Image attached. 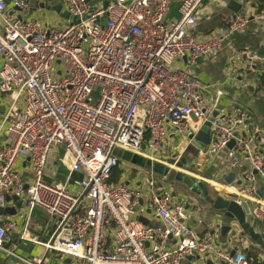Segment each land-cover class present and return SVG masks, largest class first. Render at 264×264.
<instances>
[{
	"label": "built area",
	"instance_id": "obj_1",
	"mask_svg": "<svg viewBox=\"0 0 264 264\" xmlns=\"http://www.w3.org/2000/svg\"><path fill=\"white\" fill-rule=\"evenodd\" d=\"M59 1L71 18L61 28L26 18L24 0L11 8L0 0V94L9 102L0 118V252L17 257V223L2 213L16 197L26 212L39 209L54 219L50 239L34 243L68 264H182L187 258L193 264H252L243 252L222 250L214 234H196L184 202L158 185L151 170L143 176L148 206L140 203L142 188L108 182L123 164L118 152L170 169L189 147L197 151L191 162L197 168L225 153L235 170L237 156L244 155L249 171L235 200H252L251 218L264 219V192L256 195V178L264 183V151L250 117L243 109L213 117L216 104L205 96L211 88L220 96L222 88L203 84L193 72L202 58L223 49L228 36L241 33L248 18L234 16L199 36L197 10L217 0H180L170 22L172 0H107L104 10L86 0ZM241 56L246 71L254 72L251 56ZM206 123L211 142L196 148L194 136ZM184 137L185 147L168 145ZM53 158L66 171L62 181L50 166ZM147 209L159 226L138 221ZM20 261L42 264L39 257Z\"/></svg>",
	"mask_w": 264,
	"mask_h": 264
},
{
	"label": "crops",
	"instance_id": "obj_2",
	"mask_svg": "<svg viewBox=\"0 0 264 264\" xmlns=\"http://www.w3.org/2000/svg\"><path fill=\"white\" fill-rule=\"evenodd\" d=\"M13 1L8 0L9 8H11ZM24 1L28 4V11L25 17L36 19L44 25L61 28L71 19L67 21L63 17L67 11L59 0ZM103 1L105 0H89L88 3L95 7ZM229 2L230 0L205 1L197 10V24L194 28V33L199 36H205L224 27L234 16H246L249 20L246 28L241 33L228 36L223 49L216 56L202 58L198 65L194 67L193 72L203 84L219 85L222 88V95L220 96H216L215 90L212 88L207 91L205 96L207 102L211 104L215 102V113H232L238 109H243L248 113L250 126L258 134L259 145L264 151V83L260 81V76L264 74V11L259 12L258 0H246L242 8L234 13L228 9ZM179 3L180 0H172L170 11L165 18L166 22L175 20L178 17ZM242 52H246L251 56L254 72L246 71L247 63L244 57L241 56ZM178 64L183 65V61ZM8 105L9 102L6 96L0 94V118L7 110ZM242 131V128L239 127L235 136L239 137V135H242ZM177 140L176 143L170 141L168 145L172 144L173 148L186 146V137ZM187 158L188 160L190 159V162L186 160L187 164L193 162L192 158L194 157L190 158L187 156ZM237 159L239 167L235 169L236 172L230 183L224 181V178L232 171L228 168V159L225 153L216 154L209 158L202 168L192 166L187 172L192 171L193 174L190 175L203 182L213 197L223 194L225 198L236 199V191L245 185L244 175L249 171L247 157L238 155ZM50 160V166L58 172L57 181H62L66 176V171L59 166L56 158ZM122 165L124 167L129 166V168L124 169ZM122 165L120 167L124 172L122 181L128 182L136 190L142 188V200L140 203L148 206L150 196L147 194V182L143 178L147 169H142L126 162H123ZM156 177L157 184L169 191L175 201L182 200L184 202L187 225L196 234L202 235L206 232L214 234L218 246L226 253H252L257 264H264V250L254 245L247 237L241 236L240 230L236 231L235 236H231L236 229L231 221L215 214L209 206L200 201L197 196L191 194L181 184L172 180L163 181L157 175ZM256 185L258 186L256 193L262 189L263 194L264 183L259 177L256 178ZM257 197L259 196L257 195ZM246 203L249 208H252L254 204L252 200H246ZM7 208L16 210V214H7L5 212ZM2 213L14 219L17 223L16 230L13 232L14 246L12 247V251L17 257H9L0 252V264H24L20 261V258L31 260L33 257H39L42 264H66V260H69L56 253L45 251L34 243L36 241L40 243L47 242L55 229L54 219L46 212L39 209L30 213L22 208L18 210L16 209V204L12 201L2 210ZM142 218L149 225L159 226L154 210L147 209ZM248 219L249 221L251 220L250 222L253 223L256 231L264 233V219L257 220L251 218V216ZM223 226L230 227V230L224 236L220 233V228ZM22 234L26 237L24 240L20 239ZM192 261V258H187L182 264H193ZM208 263L222 264L221 261L214 259H207L203 264Z\"/></svg>",
	"mask_w": 264,
	"mask_h": 264
},
{
	"label": "water",
	"instance_id": "obj_3",
	"mask_svg": "<svg viewBox=\"0 0 264 264\" xmlns=\"http://www.w3.org/2000/svg\"><path fill=\"white\" fill-rule=\"evenodd\" d=\"M246 0H230L228 4V9L231 12H238L242 5ZM88 3L89 0H86ZM6 5H9L8 0H5ZM107 6V0L103 1L101 4H97L95 7L98 10H104ZM63 17L68 21L70 19V14L67 12L63 15ZM105 20V17L102 18V21ZM73 22H76L77 19H73ZM217 114L214 113L213 117ZM188 138H192V134L188 135ZM193 146L196 148H204L210 144V131H209V123H206L201 130L194 136V140L192 142ZM233 146V142L230 143L229 147ZM117 156L120 158L121 161L134 164L136 167L146 168L151 170L155 175L162 177L164 180H172L179 184H181L186 190H188L191 194H194L198 197V199L204 202L207 206L211 208V210L219 215L225 217L227 220L231 221L234 226L236 227L235 232H232L231 236L236 235V231H241V236L247 237L254 245L264 250V233H260L256 231L255 226L252 222L249 221L250 210L249 206L246 202L236 201L235 199H229L228 197L225 198L223 194L218 196H212L208 192L206 185L195 178L193 175H190L187 172L188 169L192 167V164L186 163L185 157H182L179 163L176 165L175 168H178L181 172H174L168 166H164L158 164L156 162H152L151 160H143L140 157H137L129 152H118ZM144 161L140 164V161ZM172 164V161L169 162ZM236 170H232L231 173L224 178L226 183H230L234 177ZM259 197H262V189L257 192ZM231 196V195H229ZM13 202L16 204V209H21V203L18 202L16 197L12 198ZM9 215H15L16 210L6 209L5 211ZM140 223L146 225L147 222L143 218L138 220ZM230 227L223 226L220 228V233L224 236ZM235 252H231L230 256H233ZM69 263V260H66V264ZM210 264V263H208Z\"/></svg>",
	"mask_w": 264,
	"mask_h": 264
},
{
	"label": "trees",
	"instance_id": "obj_4",
	"mask_svg": "<svg viewBox=\"0 0 264 264\" xmlns=\"http://www.w3.org/2000/svg\"><path fill=\"white\" fill-rule=\"evenodd\" d=\"M258 4H259V12L261 11H264V0H258ZM260 81L261 83H264V74L262 76H260ZM197 154V151L192 148V147H189L187 149V152L186 154L184 155L185 159L190 162V159L188 160L187 156H189L190 158L191 157H195ZM193 159V158H192ZM123 171L119 168H115L113 171H112V175L109 179V183H119L122 179V175H123ZM246 256L248 257V259L250 260V262L252 264H257V261L255 259V256L252 254V253H246Z\"/></svg>",
	"mask_w": 264,
	"mask_h": 264
},
{
	"label": "rangeland",
	"instance_id": "obj_5",
	"mask_svg": "<svg viewBox=\"0 0 264 264\" xmlns=\"http://www.w3.org/2000/svg\"><path fill=\"white\" fill-rule=\"evenodd\" d=\"M143 162H144V161L141 160V161H140V164H142ZM121 165H122V164H121ZM122 167H123L124 169L127 168V167L129 168V166L124 167L123 165H122ZM171 169H172L174 172H181L178 168H175V167H174V168H171ZM128 171H129V169H128ZM126 172H127V171H126ZM189 173H190V174H193L192 171H189ZM126 174H127V173H126ZM143 176H144V175H143ZM210 195H211V194H210ZM214 195H215V194H214Z\"/></svg>",
	"mask_w": 264,
	"mask_h": 264
}]
</instances>
